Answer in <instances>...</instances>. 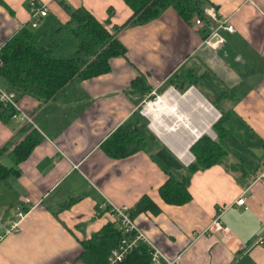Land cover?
Here are the masks:
<instances>
[{
  "label": "crops",
  "instance_id": "1",
  "mask_svg": "<svg viewBox=\"0 0 264 264\" xmlns=\"http://www.w3.org/2000/svg\"><path fill=\"white\" fill-rule=\"evenodd\" d=\"M1 1L0 52L23 28H31L32 0ZM64 1L109 23L110 30L133 16L125 0ZM40 2L48 15L33 31L50 44L70 15L57 0ZM210 8L234 26L233 33L208 19L202 25H196L198 18L187 23L169 8L158 19L120 33L128 52L112 60L109 73L74 80L43 105L31 96L19 97L33 124L0 119V164L18 172L0 180V235L20 212L26 213L19 232L0 242V264H86L83 242L114 223L109 204L133 210L144 196L161 213H142L136 221L169 259L180 257L179 264H264V185L255 182L264 160V0H205L204 9ZM216 35L223 40L220 45ZM77 50V39L65 32L54 53L68 58ZM184 69L214 77L216 89L209 90L201 81L181 93L179 88L188 81L171 79ZM139 78L146 81L142 89L134 87ZM198 86H204L227 115L224 143L230 154L224 164L192 177L189 203L170 205L160 194L170 176L147 150L114 159L102 145L130 119L138 120L139 110L140 122L147 120L156 137L153 148L167 147L188 167L191 163L180 153L193 123L180 121L177 107L196 112L198 98L202 107L206 102L214 110L215 121L222 116L208 99L193 95ZM154 106L158 113L152 111ZM168 124L170 130L162 128ZM28 126L44 140L16 166L10 153L26 138ZM181 136L186 138L182 145ZM231 159L239 161L234 164L238 170L226 166ZM245 193L246 206H238ZM219 214L228 232L199 236Z\"/></svg>",
  "mask_w": 264,
  "mask_h": 264
},
{
  "label": "trees",
  "instance_id": "2",
  "mask_svg": "<svg viewBox=\"0 0 264 264\" xmlns=\"http://www.w3.org/2000/svg\"><path fill=\"white\" fill-rule=\"evenodd\" d=\"M57 2L70 15V21L66 27L57 31L52 43L42 42L33 29L25 27L0 52V86L14 92L16 100H19V97L31 96L43 105L54 99L74 80H90L109 73L112 60L123 57L128 52L119 39L120 33L130 26L146 25L158 19L169 8H173L187 23H191L195 18L202 21L207 19L205 0H125L132 9L133 16L122 27L110 30L109 23H101L85 8L73 9L64 0ZM109 14L113 15L112 9ZM65 32H71L75 36L78 50L71 57L59 58L54 51L63 42ZM178 78L188 81L185 86L179 88L181 93L201 81L209 90L216 89L215 78L206 73L184 69L172 77L171 82ZM145 84V79L139 78L134 82V87L142 89ZM154 98L155 96L152 99ZM207 99L222 114L213 128L218 138L216 141L207 136L200 138L191 147L196 161L188 167L167 147L161 146L157 150L153 148L152 142L156 137L149 131L147 120L140 122L139 110L136 114L139 119L132 118L123 124L102 148L114 159L127 158L147 150L154 162L170 176L160 188L163 200L170 205L183 206L192 200L189 192L192 177L198 172L224 164L230 154L224 143L227 133L224 123L227 115L218 108L215 100L209 96ZM14 113L12 106L0 102L1 120L12 119ZM27 129L26 138L10 153L16 166L26 161L44 140L36 129L31 126ZM15 173L18 172L0 164V180L3 181ZM147 212L159 215L161 209L148 196H144L133 208V217ZM120 238L116 223H109L99 233L94 234L91 240L83 242V261L86 264H108L110 253L118 246ZM121 264H151L148 248L141 246L129 254Z\"/></svg>",
  "mask_w": 264,
  "mask_h": 264
},
{
  "label": "built area",
  "instance_id": "3",
  "mask_svg": "<svg viewBox=\"0 0 264 264\" xmlns=\"http://www.w3.org/2000/svg\"><path fill=\"white\" fill-rule=\"evenodd\" d=\"M30 14V26L32 29H36L40 26L41 21L48 15V8L45 4L41 3L40 0H32ZM205 16L208 20L218 23L219 29H224L230 33L234 32V26H232L228 21L222 22L218 12L214 8L205 9ZM202 23L203 21L201 19L196 21V25H202ZM216 38L218 39V45L223 43V40L220 36ZM157 99L160 98L157 97ZM0 102L5 105L12 106V108L15 110L13 118H20L27 124H33L32 119L24 112V110H22L19 103L17 102L16 94L14 92L5 90L0 86ZM255 182L264 185V160L262 162L261 173L256 177ZM245 195L246 193L241 197V199L238 200V206H246ZM24 203H28V200H24ZM108 211L111 213L114 223H116L117 229L121 234L118 246L110 253L108 264L123 263L129 254L136 251L141 246H146L148 248L149 254L151 256V264H163V262H166L167 264H179L180 257L173 260L169 259L156 245V243L148 237L146 231L137 223L136 218L133 217V210L131 208L109 204ZM25 215V212H20L18 214L17 221L13 222L12 226L6 229L5 234L0 235V242L6 236L19 232L20 220H22ZM221 218V214L217 215L212 224L199 236L228 232V228L223 225Z\"/></svg>",
  "mask_w": 264,
  "mask_h": 264
},
{
  "label": "rangeland",
  "instance_id": "4",
  "mask_svg": "<svg viewBox=\"0 0 264 264\" xmlns=\"http://www.w3.org/2000/svg\"><path fill=\"white\" fill-rule=\"evenodd\" d=\"M196 89L198 90V92H195L193 95H195L196 96V93H198V95L199 96H201L202 98L204 97V98H206L207 99V97H208V95H207V93L205 92V87L204 86H198V87H196ZM196 97H198V96H196ZM203 98V99H204ZM153 102L155 101V99H153L152 100ZM219 105V104H218ZM220 106V105H219ZM143 109H144V107H143ZM177 109H178V111L179 112H181V114L182 115H188L189 116V122H191V123H193L194 125H196V126H198L199 128H205V126H206V123H207V121H210L212 118L207 114V112L202 108V105L199 103V101H198V98H197V103H196V112H189V110H188V108L187 107H182L181 106V108H180V106L179 107H177ZM191 113V114H190ZM195 113V114H194ZM220 115L216 118V121L213 123V126H212V131H213V133H214V135H210V134H204L203 136H207V137H209L211 140H213V141H216L217 140V138H218V136H217V134L215 133V131H214V125L218 122L217 120H220ZM162 119V123H167V122H164V120H163V118H161ZM172 122H177L176 121V119L174 118H171L170 119ZM178 123V122H177ZM163 129H165V130H170V128H169V124H168V127H162ZM161 128V130H162V132H163V129ZM179 129H180V131H182V132H187V130H186V127L185 128H182V127H180L179 126ZM187 134V133H186ZM202 136V137H203ZM163 137H165L164 136V134H163ZM202 137H200V138H202ZM166 138V137H165ZM183 138H185V137H180V139L182 140V141H180V143H181V145H182V143H184L185 142V140H186V138L185 139H183ZM199 138V139H200ZM245 138V137H244ZM245 139H247V138H245ZM198 141V140H197ZM196 141V142H197ZM196 142H194V144L196 143ZM193 144V145H194ZM192 145V146H193ZM191 146V147H192ZM191 147H190V156H188V159H193V162L192 163H194L195 161H196V157H195V155L191 152ZM235 162H239L238 160H232L231 159V161L229 162V160H227V163H226V166H227V164H228V168L230 169V170H238L239 168L238 167H235L234 166V164H235ZM191 163V164H192Z\"/></svg>",
  "mask_w": 264,
  "mask_h": 264
},
{
  "label": "bare ground",
  "instance_id": "5",
  "mask_svg": "<svg viewBox=\"0 0 264 264\" xmlns=\"http://www.w3.org/2000/svg\"><path fill=\"white\" fill-rule=\"evenodd\" d=\"M203 104V109L208 113V115H210V117L212 118L210 121H207L206 123V126L205 128L201 129L199 128L198 126H195L194 124H192V126H189L188 128L189 129V137L190 139L186 140L187 142V145L185 147V149L180 153V157L183 159V160H187L188 163L189 162H192V158L191 159H188V156H190V146L195 142L197 141L200 137H202L204 134H210V135H214L213 131H212V125H213V122L215 121V118L212 117L213 114H214V110L206 103V102H201ZM154 109L152 110L153 112L155 113H158L157 110H155V106L153 107ZM167 109V107H166ZM151 110V109H150ZM171 112H173V108H171ZM178 113V112H177ZM176 114V113H175ZM178 115V114H176ZM178 118L180 119V121H184L187 119V121L189 120L188 119V116L186 115H182L180 112H179V115H178ZM189 122V121H188ZM187 123V122H186ZM191 123V122H190ZM190 123H188V125H190ZM184 125V124H183ZM188 155V156H187ZM191 157V156H190Z\"/></svg>",
  "mask_w": 264,
  "mask_h": 264
},
{
  "label": "water",
  "instance_id": "6",
  "mask_svg": "<svg viewBox=\"0 0 264 264\" xmlns=\"http://www.w3.org/2000/svg\"><path fill=\"white\" fill-rule=\"evenodd\" d=\"M215 37H219V36H215ZM215 39V38H214ZM214 41V40H213ZM199 140V139H198ZM196 142V141H195ZM194 144V143H193Z\"/></svg>",
  "mask_w": 264,
  "mask_h": 264
}]
</instances>
